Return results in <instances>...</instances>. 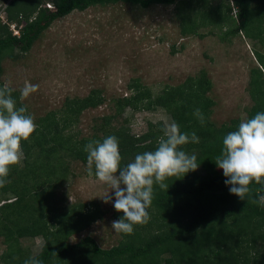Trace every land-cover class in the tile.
Segmentation results:
<instances>
[{
	"label": "trees",
	"instance_id": "trees-1",
	"mask_svg": "<svg viewBox=\"0 0 264 264\" xmlns=\"http://www.w3.org/2000/svg\"><path fill=\"white\" fill-rule=\"evenodd\" d=\"M45 1L9 2L8 20L24 21L25 25L17 37L0 19V71L4 58H17V48L28 51L54 20L75 10L119 2L142 8L178 4L183 11L181 32L185 35H200L199 29L209 23L227 27V35L243 32L264 44V0H236L238 20L230 15V8L222 11L201 0H52L55 11L42 7ZM187 1L194 2V7L186 10ZM256 57L258 65L250 69L252 105L246 118L264 112V53L258 51ZM129 90V95L113 99L115 114L98 120L90 137L79 138L65 130L78 122L84 110L105 102L100 89H92L84 97L67 98L60 110L36 121L34 133L22 141L23 166H11L7 183L0 187L1 194L13 195L0 197V236L6 243L4 264H24L33 255L24 252L21 238L36 236L45 240L42 250L35 255L43 264H264V207L251 202L258 199L257 189L264 195V185L253 181L250 193L242 201L225 184L228 178L215 159L222 152L223 137L236 130L242 119L237 117L221 125L212 121L214 100L208 95L212 82L206 71L187 77L183 83L166 85L156 95L138 79L129 84ZM13 97L17 107L24 106L18 102L16 92ZM158 106L171 115L182 133L195 131L200 137L199 144L181 146L188 154L197 156L199 167L167 178L168 190L154 184L147 222L134 225L133 233L124 234L119 245L102 248L91 236L71 242L73 235L102 219L104 211L95 202L57 207L54 191L67 177L66 160L87 164L84 146L94 140L102 142L110 135L118 138L121 167L132 162L137 154L154 151L163 135V121L148 122L147 130L136 135L125 123L113 125V120L128 107L152 110ZM196 109L205 117L204 126L194 115ZM114 214L117 219L123 215L116 210ZM52 252L57 256L53 257Z\"/></svg>",
	"mask_w": 264,
	"mask_h": 264
},
{
	"label": "rangeland",
	"instance_id": "rangeland-1",
	"mask_svg": "<svg viewBox=\"0 0 264 264\" xmlns=\"http://www.w3.org/2000/svg\"><path fill=\"white\" fill-rule=\"evenodd\" d=\"M202 2L212 3L222 11L230 8V15L238 20L236 0ZM177 5L142 8L119 2L75 10L54 20L28 51L17 48V58H4L0 85L11 81L19 97L25 80L39 85L38 90L23 101L35 123L47 113L60 110L67 98L84 97L92 89H100L105 102L84 110L78 122L65 130L78 134L79 138L92 136L98 120L115 114L113 99L129 95V84L134 79L149 86L156 95L166 85L183 83L187 77L206 71L212 82L208 93L214 100L212 121L221 125L237 117L246 118L252 105L250 69L258 65L256 53H264V44L243 32L227 35V27L209 23L199 29L201 36L185 35L181 32L183 11ZM194 5L187 1L185 8L189 10ZM3 16L5 18V13ZM10 24L14 23L10 20ZM17 28L19 25L13 28L14 35L19 33ZM18 102L21 104L20 99ZM159 121L173 122L162 107L152 110L128 107L122 116L113 120V125L125 123L138 135L147 130L148 122ZM23 159L24 153L19 166H23ZM66 162L69 165L67 177L54 191L53 201L57 207L95 202L104 211L102 219L73 235L70 241L75 243L91 236L102 248L119 245L124 234L112 229V222L118 220L113 206L115 191L97 180L94 168L89 176L87 164L73 159ZM107 192L112 197L109 203L100 198ZM4 195L0 193L2 198L13 197L11 193ZM44 242L42 236L21 238L24 252L31 255H37ZM5 250L4 237L0 236V264H4Z\"/></svg>",
	"mask_w": 264,
	"mask_h": 264
},
{
	"label": "clouds",
	"instance_id": "clouds-1",
	"mask_svg": "<svg viewBox=\"0 0 264 264\" xmlns=\"http://www.w3.org/2000/svg\"><path fill=\"white\" fill-rule=\"evenodd\" d=\"M47 9L55 11L56 7L54 5V8ZM9 23L10 20L5 24L13 33ZM21 32L22 28L20 35L15 36L20 37ZM38 87L25 80L19 89L21 104ZM14 91L11 81H6L0 87V187L7 183L10 167L20 162L23 155L22 141L28 140L37 127L34 117L28 114L27 106L17 107ZM194 115L204 126L205 117L201 110L196 109ZM161 131L163 135L158 138L154 151L137 154L132 162L123 167L116 136L110 135L102 142L94 140L84 146L88 175L93 174L94 168L97 180L115 191L113 206L117 212L123 213L120 219L112 222V229L117 234H132L134 225L147 222V209L152 203L154 184L162 190H168L169 186L165 183L167 178L185 175L199 167L197 156L181 148L189 143H200L195 131L191 134L182 133L175 122H165ZM222 145V152L216 157L215 163L228 178L225 184L229 186L230 193L243 201L250 193L253 181L257 185H264V112L242 119L236 130L223 137ZM109 192L100 197L105 203L112 201ZM259 193L260 189H257L258 199L251 202L264 207V195ZM52 256L56 257L57 253L52 252ZM24 264H43V261L33 255Z\"/></svg>",
	"mask_w": 264,
	"mask_h": 264
},
{
	"label": "built area",
	"instance_id": "built-area-1",
	"mask_svg": "<svg viewBox=\"0 0 264 264\" xmlns=\"http://www.w3.org/2000/svg\"><path fill=\"white\" fill-rule=\"evenodd\" d=\"M11 0H7V1H2L1 3H0V19H4L3 20V23H8V19H7V11H6V8H7V6H8V4H9V2H10ZM43 7H47V8H54V5L52 4V2H50V1H47L46 3H44L43 5H42ZM3 13H5V18H4V16H3ZM14 24H10V27H11V29L13 30V28L14 27H16V26H18L19 25V28H17V30L19 31V33L18 34H16V35H20V30L19 29H21V28H23V26L25 25V22L24 21H22V22H13Z\"/></svg>",
	"mask_w": 264,
	"mask_h": 264
}]
</instances>
